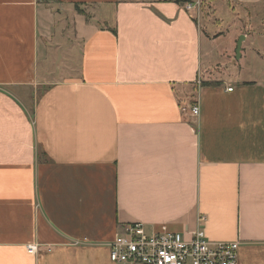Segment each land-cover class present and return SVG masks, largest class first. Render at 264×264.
I'll return each mask as SVG.
<instances>
[{
  "label": "crops",
  "instance_id": "1",
  "mask_svg": "<svg viewBox=\"0 0 264 264\" xmlns=\"http://www.w3.org/2000/svg\"><path fill=\"white\" fill-rule=\"evenodd\" d=\"M211 5L0 0V264H114L126 224L198 216L264 264V0Z\"/></svg>",
  "mask_w": 264,
  "mask_h": 264
},
{
  "label": "built area",
  "instance_id": "2",
  "mask_svg": "<svg viewBox=\"0 0 264 264\" xmlns=\"http://www.w3.org/2000/svg\"><path fill=\"white\" fill-rule=\"evenodd\" d=\"M201 1L182 2L186 13L196 21L201 17ZM181 110L193 117L199 113L197 104H184ZM204 220V216H198L196 228L186 232L165 226L147 231L140 222L126 224L107 244L109 259L114 264H238L239 242L210 240L204 232ZM38 249L36 244L26 248L30 254Z\"/></svg>",
  "mask_w": 264,
  "mask_h": 264
},
{
  "label": "rangeland",
  "instance_id": "3",
  "mask_svg": "<svg viewBox=\"0 0 264 264\" xmlns=\"http://www.w3.org/2000/svg\"><path fill=\"white\" fill-rule=\"evenodd\" d=\"M202 2V1H201ZM85 10H89V8H85ZM221 17V19L223 20V22L221 23V25L220 26H218V25H216V26H214L217 30H224L225 28H230L231 26L229 25V23H231L232 22V20H230L232 17H233V15L232 14H226V13H224V12H222V15L220 16ZM224 40V42L226 41V40H230L231 39V37L229 36V37H227V38H223ZM220 42V41H219ZM254 66H255V64H253Z\"/></svg>",
  "mask_w": 264,
  "mask_h": 264
},
{
  "label": "trees",
  "instance_id": "4",
  "mask_svg": "<svg viewBox=\"0 0 264 264\" xmlns=\"http://www.w3.org/2000/svg\"><path fill=\"white\" fill-rule=\"evenodd\" d=\"M174 1L177 2V3H182V2L187 1V0H174ZM211 1L212 0H202V2H201L202 13H203L204 17H206L207 12L212 7ZM74 7H75V9H78L79 6L75 4Z\"/></svg>",
  "mask_w": 264,
  "mask_h": 264
},
{
  "label": "water",
  "instance_id": "5",
  "mask_svg": "<svg viewBox=\"0 0 264 264\" xmlns=\"http://www.w3.org/2000/svg\"><path fill=\"white\" fill-rule=\"evenodd\" d=\"M242 39H243V36H240L239 40L237 41V45H236V53L237 54H239L240 44H241Z\"/></svg>",
  "mask_w": 264,
  "mask_h": 264
}]
</instances>
